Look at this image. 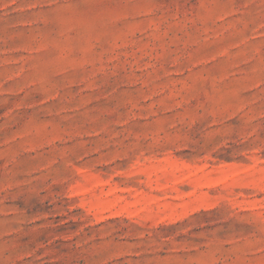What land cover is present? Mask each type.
Returning <instances> with one entry per match:
<instances>
[{
  "label": "rangeland",
  "instance_id": "374dc122",
  "mask_svg": "<svg viewBox=\"0 0 264 264\" xmlns=\"http://www.w3.org/2000/svg\"><path fill=\"white\" fill-rule=\"evenodd\" d=\"M0 264H264V0H0Z\"/></svg>",
  "mask_w": 264,
  "mask_h": 264
}]
</instances>
